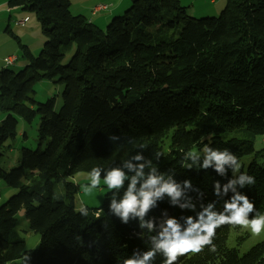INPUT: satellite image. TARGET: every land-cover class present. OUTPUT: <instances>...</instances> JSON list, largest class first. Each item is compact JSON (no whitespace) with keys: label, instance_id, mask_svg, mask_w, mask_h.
I'll return each mask as SVG.
<instances>
[{"label":"clouds","instance_id":"1","mask_svg":"<svg viewBox=\"0 0 264 264\" xmlns=\"http://www.w3.org/2000/svg\"><path fill=\"white\" fill-rule=\"evenodd\" d=\"M109 139L116 141L119 137L113 135ZM155 156L157 160L160 158L159 153ZM183 161L184 167L189 170L194 167L205 171L212 168L221 177L227 176L229 169L233 172V176L223 185L220 181L213 182L216 197L223 199L231 192V196L224 200L222 210H217L215 201L201 202L197 210V203L189 192L195 191L198 200H202L203 193L193 187L191 180L177 181L174 170L161 172L142 151L120 166L107 170L102 167L91 169L90 183L85 186L86 190L92 192L98 189L103 178L104 184L112 190L108 212L123 224L136 220L140 230L155 233L148 236L150 247L147 250H134L123 264H154L158 255L163 257L162 264H178L180 257L189 253L199 254L205 248L215 253L216 231L224 225L249 228L257 236L264 231V214L253 215L256 212L255 204L238 190L254 185L255 178L239 171L242 165L233 152L228 148L206 145L202 151L186 152ZM165 197L171 206L188 210L195 215L176 218L164 211L159 218L149 216L146 219L148 213L158 207L157 202L163 201ZM78 211L82 216L88 215V209L84 205ZM29 259V256L26 257V262Z\"/></svg>","mask_w":264,"mask_h":264}]
</instances>
